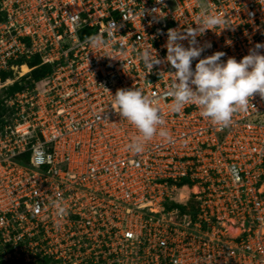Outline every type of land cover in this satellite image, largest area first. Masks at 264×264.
<instances>
[{
	"label": "built area",
	"instance_id": "built-area-1",
	"mask_svg": "<svg viewBox=\"0 0 264 264\" xmlns=\"http://www.w3.org/2000/svg\"><path fill=\"white\" fill-rule=\"evenodd\" d=\"M3 71L0 264H264V0H0Z\"/></svg>",
	"mask_w": 264,
	"mask_h": 264
},
{
	"label": "trees",
	"instance_id": "trees-1",
	"mask_svg": "<svg viewBox=\"0 0 264 264\" xmlns=\"http://www.w3.org/2000/svg\"><path fill=\"white\" fill-rule=\"evenodd\" d=\"M28 63L30 66H36L41 63V58L39 56L33 57L28 60ZM52 70V66L50 64H44L39 67H36L32 72L29 74L30 81L28 82H36V83H46L49 79V74ZM24 72V71H23ZM0 75L3 78H6L9 75V72L3 71L0 72ZM24 85H21L19 82H16L15 84L9 86L8 88H5L0 92V119L3 116L4 112L6 111L5 106V98L8 96H11L15 91L23 88ZM49 259H41L39 260L38 264H50Z\"/></svg>",
	"mask_w": 264,
	"mask_h": 264
},
{
	"label": "bare ground",
	"instance_id": "bare-ground-1",
	"mask_svg": "<svg viewBox=\"0 0 264 264\" xmlns=\"http://www.w3.org/2000/svg\"><path fill=\"white\" fill-rule=\"evenodd\" d=\"M22 70L24 72H27L29 70L28 66L26 64L23 65Z\"/></svg>",
	"mask_w": 264,
	"mask_h": 264
},
{
	"label": "rangeland",
	"instance_id": "rangeland-1",
	"mask_svg": "<svg viewBox=\"0 0 264 264\" xmlns=\"http://www.w3.org/2000/svg\"><path fill=\"white\" fill-rule=\"evenodd\" d=\"M2 90H4V88L2 89ZM2 90H0V92L2 91ZM6 264H22V263H6Z\"/></svg>",
	"mask_w": 264,
	"mask_h": 264
}]
</instances>
